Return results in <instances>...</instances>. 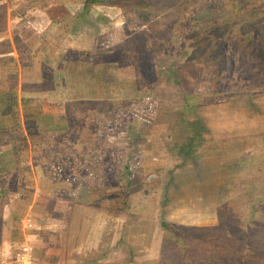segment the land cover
<instances>
[{"label": "rangeland", "instance_id": "obj_1", "mask_svg": "<svg viewBox=\"0 0 264 264\" xmlns=\"http://www.w3.org/2000/svg\"><path fill=\"white\" fill-rule=\"evenodd\" d=\"M15 1L9 0L4 8L8 25L0 33L4 35L0 58L9 54L2 51L7 41L14 52L10 37L17 36L20 50H26L24 43L35 59L23 68L17 54L16 101L0 97V102L9 101V108H17V117L10 113L16 129L23 130L25 118L39 117L40 132H51L47 137L52 142L42 161L32 162L35 180L23 178L15 193L6 194L2 214L6 246L0 248V264H18L12 255L19 228L33 234L34 264H82L88 259L92 264H157L158 243L153 235H160L163 224L181 223L197 237L190 214L211 213L219 204L245 218L234 220L226 229L224 245L232 250L228 253L237 258L236 250L245 251L249 238L257 263L264 264V207L256 205L264 200V63L235 40L239 44L234 52L236 69L239 77H249L254 94L237 91L226 74L232 59L228 55L223 59L226 48L218 39V35L233 39L261 25L264 0L253 6L244 3L241 8V4L233 7L232 0H94L82 21L72 25L70 33L60 30L61 38L55 39L53 33L48 35L52 28L41 4H55L47 8L55 18L80 11L84 0ZM210 21L218 25L217 31ZM9 27L10 36L5 33ZM117 44L125 48L123 64L114 63L106 70L89 61V48L96 45L102 50ZM45 46L51 57L47 64L53 68L72 51L64 72L66 94L47 90L22 94V81L32 85L44 79L39 59L43 60L40 54ZM154 48L162 52L158 58ZM177 60L179 73L170 66ZM9 67V63L0 64V92L5 94L11 89ZM184 79L193 94L182 99ZM142 97L128 118L127 106L121 102L128 99L131 110L133 101ZM244 98L250 106L246 107ZM68 100L74 104L71 115L87 113L78 104L84 100L106 103L103 110L89 113L91 129L81 145L68 135L58 142L54 133L65 127L55 120ZM75 130L73 138L80 141L82 131ZM40 137L38 133L34 142L40 143ZM105 157L112 158L108 162L112 167L106 164L101 169L91 163L93 158ZM128 157L133 162L126 174L122 168ZM18 171L17 166L14 172ZM27 174L23 169L17 175ZM257 181H261L257 186L250 185ZM117 192L121 194L117 198L108 195ZM89 193L91 201L99 199L89 202ZM126 223L137 243L133 236L130 244L124 241ZM136 223L141 226L139 233L133 231ZM117 224L123 225L121 230ZM150 224H156V229L152 239H147ZM207 235L202 239L204 255L217 263L223 249L213 239L217 237L214 233ZM118 239L123 244L116 247Z\"/></svg>", "mask_w": 264, "mask_h": 264}, {"label": "trees", "instance_id": "obj_2", "mask_svg": "<svg viewBox=\"0 0 264 264\" xmlns=\"http://www.w3.org/2000/svg\"><path fill=\"white\" fill-rule=\"evenodd\" d=\"M94 0H84L82 2V7L81 10L78 12L73 13L72 15H66L62 17V15H59L54 19L56 26H57V32L53 35L54 39L55 38H61L62 34L60 35V30L67 32H71V28L73 27L72 25L77 26V24L82 21V19L87 15L88 11L91 10V3H93ZM243 0H232V6L236 7L237 5L241 4L243 7V4H249L253 6L252 3H259L261 2L260 0H250V2H242ZM264 4V3H262ZM5 5L4 1L0 0V33L4 32L6 28V13H5ZM102 14V13H101ZM12 20L13 18V12L11 13ZM210 25L213 28V30L217 31L218 25H215L213 21H210ZM59 31V32H58ZM218 34V33H217ZM60 35V36H59ZM219 42L222 46V48H226V53L223 54V59L226 58V56L231 57V62L227 66L226 74L228 77V80L231 84V86H237L236 89L241 90L244 94L246 95H253V87L250 83L249 77L245 76H240V72L236 69V64L234 63L236 61L235 54L234 52H237V48L239 47L238 42L244 46V47H249L251 50L250 53H254L253 55H257L258 57L263 59L264 63V18L262 20V24L259 25L258 27H250L247 31L243 32L241 31L240 34H238L237 37H234L233 39H226L224 36L218 35ZM14 45L17 50V54L20 56V64L24 68L25 66H28L33 63L34 61V56L25 46L23 43V46L26 50H20V43L21 40L18 39L17 36L13 37ZM229 45L227 44V42ZM57 41H55L56 43ZM153 47H156L155 41L153 42ZM246 47V48H247ZM156 50L155 57L158 58L161 56L162 52L158 50V48H154ZM4 52H11L10 46H7L2 49ZM42 55L43 60L39 59V63L43 65L42 69L40 72L42 73V77L44 78L42 82L40 83H32V85H27L24 81H22V87H21V92L24 94L26 90L34 91V92H39L41 90L43 91H54L58 90L61 91L62 93L66 94L65 88L66 86V74L64 72L67 71L68 65L70 62V59L72 57L71 50H68L67 54L65 55V58H61L60 61L58 62L57 66L50 67L47 62L48 60L51 59L50 57V50L49 47L45 46L44 49H42ZM88 57L89 61L91 63H96L98 65H101L103 68L107 70V68L116 63V65H121L123 64V59L125 57V48L123 47V44H117L114 47H108L106 49L99 50L96 45H94L90 51H88ZM221 60V62L223 61ZM36 61L38 63V58H36ZM10 65L8 69V75L10 77V83L9 86L11 89L7 94L0 92V97H7L11 98V103L16 101V90L15 87L17 86V65L15 60L12 57H6V58H0V64L6 66V64ZM258 64H261L259 61ZM171 67H174V71H178L179 73V66H180V60L173 62ZM108 68V69H109ZM169 71V69H168ZM239 72V73H238ZM188 85L189 81L184 79L181 83V88L183 89V94L181 95V98L184 99L186 95H192V89H189L188 91ZM236 94V90L235 93ZM65 96V95H64ZM148 97V96H147ZM146 97V98H147ZM190 96H187V99ZM26 98L25 96H22V100ZM66 98V97H65ZM238 98V97H236ZM145 99V98H144ZM143 97L141 99H136L133 101L131 105V110L128 109V99H125L121 102V105H126V116L129 118L130 111L137 110V102L140 103L141 101L144 100ZM71 100H68V102H65V108L63 111L59 112V117L57 118L55 122L57 121L63 122L60 124H64L65 127L60 128V130L54 131V133L57 134V140L59 142V138L62 139L61 136L63 135H68L71 137L72 142H75L76 145H81L84 143L82 140L84 136H86V131L89 128V124H91L92 119L88 118L89 113L93 109L97 110H103L104 107L106 106V103L103 101H93V100H84L82 102H79L78 104L82 106L83 109L87 113L85 114H74L71 115L69 112L72 111L73 105H70L73 102H70ZM130 101V100H129ZM183 101V100H182ZM244 103L246 107L250 106L248 102L245 101L244 98ZM9 101L6 102H0V162H8L11 159L17 166L19 167V162H22L23 160L28 159L29 157V148H28V142L27 139L30 138L31 140V159L34 165H37L40 161H42L43 156L49 153L50 147H51V142L52 140H48L49 136H52L51 132H47L46 134L43 132H40V118L35 117V120H31L30 118H25L24 120V127L27 132V137L23 134L21 130H18L12 125V121L10 118V113H15L16 117L18 116V111L17 108L11 109L9 108ZM69 105V106H67ZM178 109V107H177ZM145 114V110H144ZM15 119V118H14ZM39 125V127H38ZM76 128H80V134L78 136H81L80 141H78V138L76 140V137L73 138V134L77 132L78 130H75ZM38 133H41V142H34V138H36V135ZM48 136V137H47ZM87 142H89V139H86ZM57 149V148H56ZM55 152L50 153L54 154ZM99 154V152H98ZM112 158L105 157L97 161L96 158H93L91 163L101 165V169H103L106 164L108 167H112L111 164H108L109 161H111ZM100 162V163H99ZM126 165L122 169H124L123 173L128 174V171H131V168L129 170L128 167H131L130 163L133 162L131 157H128L126 160ZM74 166H80L78 164ZM36 167V166H35ZM24 170L29 173V167L28 165H24ZM22 172V170L19 169L18 172H12V175L10 176L9 171H2L0 170V228H3V219L1 212L4 209L5 204L7 203V197L6 194L9 193H15L17 191V187L19 184H21L22 179L19 178L17 175L18 173ZM76 173H79V170H76ZM28 175V174H27ZM27 175H24V178H27ZM78 175V174H77ZM116 176H120L119 172L116 173ZM80 178L78 177L77 182L80 183ZM28 180V178H27ZM261 182V181H259ZM259 182H255L254 184L251 183L250 185L257 186ZM84 185H81L83 187ZM129 189V188H128ZM131 189V188H130ZM108 195H114L112 198H117L119 195V192L117 193H110ZM127 196V195H126ZM109 197V196H108ZM108 200H112L109 199ZM87 199L89 202L95 203L99 197L93 198V201H91V195L90 193L87 195ZM119 204V203H117ZM257 207H264V200L258 205L256 204ZM126 209V208H124ZM254 216V211L252 212ZM251 214V216H252ZM189 227L187 226H180V225H175L173 223H165L163 224V230H162V237H161V243L159 247V259L157 261V264H258L256 261V254L254 253V247L252 246L251 240L249 238L246 239L245 243V251H242L241 249L236 250L238 251L237 258L233 257L235 255L228 253L229 250L225 248L224 245V240L221 237H215L213 238L218 242V244L221 246L222 255L220 259L217 261V263L212 262L208 258L205 257V240H202L201 243L197 242V237L194 234L188 233ZM208 236V235H207ZM226 249V251H225ZM225 251V253H224ZM224 253V254H223ZM262 260L264 262V254L262 256ZM238 259L235 261H230V259ZM256 261V262H254Z\"/></svg>", "mask_w": 264, "mask_h": 264}, {"label": "crops", "instance_id": "obj_3", "mask_svg": "<svg viewBox=\"0 0 264 264\" xmlns=\"http://www.w3.org/2000/svg\"><path fill=\"white\" fill-rule=\"evenodd\" d=\"M3 1H4L5 8H6V3H9V0H3ZM17 1L18 0H16L15 2H17ZM29 1H31V0H29ZM44 4H46L45 1H44ZM44 4H41V5H42V8H44V10L46 11V14L45 13L44 14L46 15L47 18H49L48 23L51 25V28H52L51 31H48V35L53 33L52 34V36H53L56 33V31H57V26H56V23L54 21V19L56 17L53 18L52 16H50V11L47 10V8L50 9V7L52 5L54 7L55 4H51V5L50 4L44 5ZM32 5H34V2H32ZM11 21H12V19H11ZM7 25H8V16L6 17V27H7ZM5 30H6V28H5ZM39 32L42 34L43 30H41ZM5 33H8L9 36H10L11 33H12L11 32V28L9 27L8 31L5 32ZM3 36L4 35H1L0 38H4ZM64 36L65 35H63V37ZM5 37L8 38L7 35ZM10 40H13L12 37H10ZM6 43L10 44L8 41ZM12 45H13L14 52L13 53L10 52L9 54H6V57H12L14 60L18 61V64H17V68H18L19 60H18V55L16 53V48H15V45H14V41H13ZM68 49H70V48H68ZM90 50L91 49L89 48L88 51H90ZM6 57H4V58H6ZM50 92H52L54 94L57 93V94H60V95L63 94L61 91H58V90H54V91H50ZM60 100H62V99H60ZM20 130L23 132V134L26 136V138H28L25 127L23 126V130L22 129H20ZM27 142H28V148H29V157H28V159L23 160L22 162H19V169L23 171L24 165H27V164H24V162H28V165H29V168H30V171L28 170L29 171L28 174L29 175L33 174V175H30V176L27 175V178H28V180L29 179L35 180L36 176L34 174L33 164H32V159H31V146H32V144H31L30 138L27 139ZM16 165L17 164H15V162H13L12 159L10 161H8V162H0V170L9 171L10 176H11L12 172H14L15 168H17ZM20 178H24V177L21 176ZM27 178H24V179H27ZM219 205L217 207H215V209L211 213H200L199 211H197L196 213L192 212L190 214V216H189L190 219H192V221L194 223L196 222L195 224L197 226H194L193 231H194V233H196L198 235L197 239L199 241H202L203 236L204 235L207 236V233L210 234L211 232L214 233L217 237H221L225 241L226 229L229 228V226L232 224V222H235L238 219L239 220H241V219L245 220V218L242 217L243 213H242V216H241V214H236L234 211H232V207L228 206V209L225 210L227 205H225V204L220 205L221 207H219ZM2 214H3V211L1 212V215ZM1 217H2V219L4 221V223H3V225H4L6 223V219L3 216H1ZM184 224H186V223H184ZM253 224H254V219H253ZM179 225L182 226L181 223H179ZM119 226H120V228H119ZM122 227H123V225L117 224V228H119V230H121ZM125 227H126V232H127L126 233L127 238L124 239V241H127V243L130 244V240L132 239L131 236H133V238L135 240V243H137L138 238H135L134 235H131L132 234V232H131L132 229L130 228L129 223H126ZM138 228L141 229V226L136 223L135 230H133V231H135V233H139V229ZM155 229H156V224H150V226L147 227V230H146L148 232V238L147 239H152L151 232L155 231ZM6 232L7 231H2V227L0 228V248L1 249H4L5 246H6V241H4V236H5ZM13 233L14 232L12 231L11 235H13ZM153 236L156 238L155 241L158 243V251H159V247H160V243H161V237H162V229L160 230V235L155 234ZM14 237H15L16 240L19 239V237H20V228L17 229V233H14ZM28 243H30V246L32 248V254H33V258L31 260V264H34L35 246H34V239H33V234L32 233H30L29 242ZM114 243H115L114 246H116V247H119V246H121L123 244V243H121V241L119 239L116 242H114ZM64 252H65V250H64ZM101 253H103V252L97 253L96 255L101 254ZM89 261H90V259H88V261H86V262H82V264H92ZM3 262H5V260H3Z\"/></svg>", "mask_w": 264, "mask_h": 264}, {"label": "built area", "instance_id": "obj_4", "mask_svg": "<svg viewBox=\"0 0 264 264\" xmlns=\"http://www.w3.org/2000/svg\"><path fill=\"white\" fill-rule=\"evenodd\" d=\"M27 228V227H26ZM28 231H30L27 228ZM30 233L21 229L20 237L13 245V258L18 264H31L33 258L32 248L29 242Z\"/></svg>", "mask_w": 264, "mask_h": 264}]
</instances>
